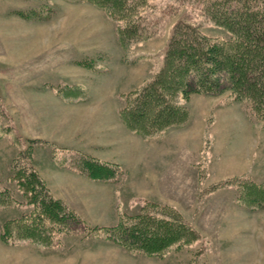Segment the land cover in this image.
Here are the masks:
<instances>
[{"label": "rangeland", "instance_id": "rangeland-1", "mask_svg": "<svg viewBox=\"0 0 264 264\" xmlns=\"http://www.w3.org/2000/svg\"><path fill=\"white\" fill-rule=\"evenodd\" d=\"M142 13L141 38L123 44V23L87 0H0V264H264V122L249 105L230 91L180 97L186 119L149 135L121 116L179 19L227 34L196 0H149ZM83 155L115 163L116 176L86 177ZM30 168L87 226L47 221L41 241L12 222H41L14 180ZM140 213H176L199 236L149 254L106 231Z\"/></svg>", "mask_w": 264, "mask_h": 264}, {"label": "trees", "instance_id": "trees-1", "mask_svg": "<svg viewBox=\"0 0 264 264\" xmlns=\"http://www.w3.org/2000/svg\"><path fill=\"white\" fill-rule=\"evenodd\" d=\"M87 1L123 23L119 28L121 43L139 38L144 23L142 12L149 0ZM197 4L202 15L227 36L211 37L191 19H179L172 28L160 70L143 89L134 91V97L121 110L124 122L132 130L149 135L180 124L188 109L178 98L188 101L192 94L219 95L227 91L238 101L246 102L264 122V0H196ZM80 161L79 170L90 179L116 176L113 162L93 155H83ZM14 180L41 219L35 223L31 212H27L12 220L23 224L29 231L28 238L48 240L40 235L39 225H46L47 221L48 227L57 224L61 232L80 223L87 226L62 198L53 195L37 169H16ZM9 198L8 189H0V204ZM173 214V219L153 218L146 213L124 217L115 226L106 227V231L130 249L158 254L175 243L191 242L199 236L178 214ZM10 222L5 233L10 230Z\"/></svg>", "mask_w": 264, "mask_h": 264}]
</instances>
